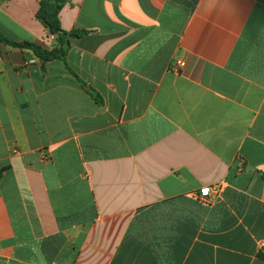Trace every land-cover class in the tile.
Wrapping results in <instances>:
<instances>
[{
    "label": "crops",
    "instance_id": "crops-1",
    "mask_svg": "<svg viewBox=\"0 0 264 264\" xmlns=\"http://www.w3.org/2000/svg\"><path fill=\"white\" fill-rule=\"evenodd\" d=\"M42 1L0 0V36L50 51ZM57 18L64 62L0 41V264H264V0Z\"/></svg>",
    "mask_w": 264,
    "mask_h": 264
},
{
    "label": "trees",
    "instance_id": "trees-1",
    "mask_svg": "<svg viewBox=\"0 0 264 264\" xmlns=\"http://www.w3.org/2000/svg\"><path fill=\"white\" fill-rule=\"evenodd\" d=\"M68 0H43L37 12L39 19L49 30L50 34L55 36L56 45L50 50H44L41 47L31 43H14L0 36V41L10 46L31 50L37 58L43 62L59 60L64 62L69 47V37H79L82 32L65 33L60 30L58 22V12L64 3Z\"/></svg>",
    "mask_w": 264,
    "mask_h": 264
},
{
    "label": "built area",
    "instance_id": "built-area-1",
    "mask_svg": "<svg viewBox=\"0 0 264 264\" xmlns=\"http://www.w3.org/2000/svg\"><path fill=\"white\" fill-rule=\"evenodd\" d=\"M50 39L54 40L55 36L51 35ZM183 66H184V63L182 61H176L171 67V70L177 71V69H181ZM219 191L220 189L218 186L202 187L198 192L197 199L201 203L209 204L218 196Z\"/></svg>",
    "mask_w": 264,
    "mask_h": 264
}]
</instances>
